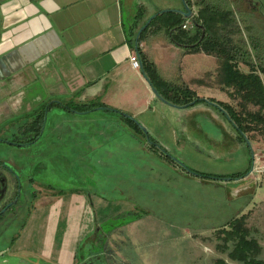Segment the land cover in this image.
<instances>
[{
	"label": "crops",
	"instance_id": "crops-1",
	"mask_svg": "<svg viewBox=\"0 0 264 264\" xmlns=\"http://www.w3.org/2000/svg\"><path fill=\"white\" fill-rule=\"evenodd\" d=\"M187 1L193 9L192 18H186L179 12L162 13L166 9L184 10L182 0H0V129H5L6 123L13 118L28 117V125L44 113L43 128L35 142L39 143L45 134L47 116V111L41 110L50 100L48 112L52 107H57L74 116L69 121L89 123L91 119L90 124L98 126V132L102 135L105 130L114 127V122H117L114 117L90 118L85 116L90 112L82 113L67 107L69 104L94 101L107 106L105 109L94 108V111L104 110L119 115L124 119V125H128L135 133L142 131L145 135L146 132L141 127L140 130L135 128L127 119L128 116L115 110L138 119L150 134H162L161 130L164 132L166 129L167 134L175 136L178 144L180 141L177 136L192 135L199 131L206 133L209 141L216 146L224 148L222 152H234L239 137L225 131L227 136L224 141L213 138L204 131L199 120L200 117L208 118L222 125L218 111H226L214 103L231 104V87L227 88L223 77V55L217 49L207 52L202 46L192 49L178 43L174 37L193 41L191 36L196 33L202 35L205 30L202 23H209L213 30L209 29L207 36L222 43L231 56L239 49L241 53L244 51L247 54L255 46L262 48L257 51L263 57L264 0ZM152 16L154 18L142 32L137 44L139 30ZM188 20L194 22V27L186 31L179 28ZM238 39L242 44L233 47V42ZM137 47L142 52V64L143 59L151 63L163 81L156 83L161 92L152 81V84L149 83L144 68L132 65L130 58L138 53ZM186 60L193 65H187ZM259 75L264 83V73ZM168 85L190 90L193 100L186 107H177L161 99L154 105L158 96L153 86L160 94H166ZM60 97L64 99H57ZM166 105L173 111L171 113L177 122L167 123L162 128L146 116L166 111ZM57 126L52 127L53 133ZM105 136L108 137L107 132ZM5 143L18 147L30 146L9 140ZM183 160L187 163L186 159ZM0 162L17 167L24 175L23 165L16 161L0 158ZM174 165L172 167L185 173L181 166ZM216 174L220 176V173ZM187 176L182 178L187 183L193 181L224 189L230 203L240 195L245 197L237 213L223 223L208 226L193 225L191 222L175 224L178 225L177 237L191 238L199 246L201 240H213L218 246V232L229 229L228 223L233 218L244 215L245 209L255 201L257 193L243 192L238 195V187L244 177ZM46 199L28 211L26 221L15 239L0 252V264H86L85 257L80 255L87 243L97 248L101 255L113 253L122 256L119 245L108 238V234L117 226L110 231L102 229L100 222H97L95 205L87 193L72 188L63 189ZM151 214L147 210L144 215L124 226L139 227ZM40 220L42 225L38 228L35 223ZM35 232H40L37 244L33 236ZM213 241V245L204 243V248L215 250ZM220 255L215 250L209 257L215 259L220 258Z\"/></svg>",
	"mask_w": 264,
	"mask_h": 264
},
{
	"label": "rangeland",
	"instance_id": "rangeland-1",
	"mask_svg": "<svg viewBox=\"0 0 264 264\" xmlns=\"http://www.w3.org/2000/svg\"><path fill=\"white\" fill-rule=\"evenodd\" d=\"M202 25L205 28L202 35L209 29L213 30L209 23ZM241 44L242 41L238 39L232 46ZM239 50L232 54L234 64L239 70L264 73V56L258 55L257 51L262 48L253 46L247 54ZM225 60L222 56V64ZM185 62L193 65L188 60ZM184 89L181 86L168 85L166 95L175 100L181 99L184 97ZM229 91L234 110L244 114L258 109L244 100L242 93L237 92L234 87ZM57 99L62 100L64 97ZM160 99L158 96L154 105ZM49 102L50 100L46 104ZM165 108L164 112L150 113L146 117L160 124L162 128L167 123L177 122L171 113L173 111L167 105ZM46 111L45 134L39 143H29L28 147L5 143L9 140L28 144L26 142L34 136V132L24 135L25 129L23 132L21 130L28 117L13 118L6 123L5 129H0V141L3 140L0 142V158L23 165L24 173V178H21L23 190L18 203L6 216L0 218V252L15 239L33 205L44 202L47 197H53L63 189L72 188L91 197L97 222H100L104 231H110L117 226L108 234V238L111 242L115 241L122 250L121 257L113 253L101 255L97 248L87 243L86 247H82L80 255L85 257V261L95 260L98 264H246L231 258L229 252L233 247V240L228 239L229 236L227 237L224 230L218 232L220 245L215 246L213 240H201L199 246L191 238L177 237L178 225L175 224L191 222L193 225L208 226L223 223L237 213L244 203L245 197L240 194L256 192L255 201L245 209L244 215L249 237L258 239L261 246L258 257L264 261V126L247 134L249 144L227 113L218 111L222 125L200 117L204 131L213 138L224 141L227 136L225 131L239 137L238 147L234 152L224 153V148L209 141L204 132L179 135L178 144L175 136L167 134L166 129L164 132L161 130L162 134H150L146 128L148 133L143 131L144 135L142 131L135 133L128 125H124V119L115 113L97 110L85 114L90 118L106 116L117 120L113 128L105 130L108 134L106 137L105 133L99 134L98 126L93 127L90 124L91 119L89 123L74 122L69 121L74 117L72 114L57 107H52L49 112L47 107ZM135 120L142 124L138 119ZM57 124V132L53 133L52 127ZM181 145H184L183 149ZM252 148L255 158H258L256 168L241 181L238 187L240 196L231 203L227 200L224 189L193 181L187 183L182 179L188 178L187 175L195 178L193 175L204 177L206 174L220 173L222 178H230L233 174H244L252 169L254 163ZM175 159L199 175L189 172ZM170 164H178L185 173ZM14 187L18 188L17 185ZM147 210L152 214L139 227L124 226L144 215ZM35 224L39 228L42 220ZM34 234L37 244L40 232ZM211 241L216 253L221 254L220 258L211 259L209 256L215 250L204 248L203 244L211 245ZM219 259L223 261L219 262Z\"/></svg>",
	"mask_w": 264,
	"mask_h": 264
},
{
	"label": "trees",
	"instance_id": "trees-1",
	"mask_svg": "<svg viewBox=\"0 0 264 264\" xmlns=\"http://www.w3.org/2000/svg\"><path fill=\"white\" fill-rule=\"evenodd\" d=\"M179 28H182V25L179 26ZM183 30L186 31V29ZM174 38L178 43L185 44L187 47H190L192 49H196L200 46H202V49L206 50L207 52H212L217 49L218 52L221 53L223 57H225L226 60L223 64V77L226 81L227 86L234 87L237 92L242 93V97L244 100H247L249 103L258 107V109L255 111H247L246 113L242 114L234 110L231 104L218 102V105L221 106L224 111H226V113L231 117L232 120H234L237 129L243 134L242 136L246 137L249 132L256 130L258 127L262 128L264 126V83L259 73L256 70H252L248 73L239 70L234 64L235 61L233 60V57L228 54V50L223 47L222 43H219L216 39H211L208 36L202 38V35L198 33L191 36V40L193 41H185L178 36H175ZM137 51L142 59V52L139 47H137ZM143 66L144 72L150 77L153 84L161 92L156 83L162 80L161 78H159V75L156 72V68L153 67L152 64L149 63L146 59H143ZM183 94V98H176V100L172 99V97L166 94L162 95L165 99L175 104H187L194 98L193 92L188 89H184ZM46 107H48V104L44 105L41 112H44L46 110ZM67 107L73 111H79L82 113L92 112L96 107H102L104 109L107 108L105 104L94 101L84 104H69L67 105ZM109 110H111V108ZM115 111L125 115L123 112H120L118 110ZM127 119L135 128H138L139 130L141 129L139 124L134 119L130 118V116H128ZM43 123L44 113H41L37 118L34 119V121L30 122V124H25L23 127H21L22 132L25 129L23 132L24 135L27 134V132L29 133L30 131L34 132V136L31 137L29 142L26 143L29 144L37 141L41 133V129L43 128ZM150 139L153 140L152 138ZM14 142L24 144V142L22 141ZM248 172L244 174H233L231 175V177L232 179L245 177ZM203 176L207 178H211L214 176L219 178L223 177L221 175L217 176L213 174H206ZM228 226L230 227L229 229L224 228L223 230L225 231V234H228V239L233 240V247L229 252L231 258H233L234 260L242 261L246 264H264V261L258 257L261 252V246L258 239L255 237H249V228L246 224V216L241 215L233 218L228 223ZM221 261L223 260L219 259V262Z\"/></svg>",
	"mask_w": 264,
	"mask_h": 264
},
{
	"label": "flooded vegetation",
	"instance_id": "flooded-vegetation-1",
	"mask_svg": "<svg viewBox=\"0 0 264 264\" xmlns=\"http://www.w3.org/2000/svg\"><path fill=\"white\" fill-rule=\"evenodd\" d=\"M21 178L24 177L17 167L0 162V218L6 216L18 203L23 190ZM14 185L18 188L16 189ZM86 263L98 264L95 260L86 261Z\"/></svg>",
	"mask_w": 264,
	"mask_h": 264
},
{
	"label": "water",
	"instance_id": "water-1",
	"mask_svg": "<svg viewBox=\"0 0 264 264\" xmlns=\"http://www.w3.org/2000/svg\"><path fill=\"white\" fill-rule=\"evenodd\" d=\"M182 1H183V3H184V6H185V9H184V10H178V9H166V10H163L162 13H163V12H179V13L183 14L186 18H192V16H193V9L189 6L187 0H182ZM153 18H154V16H152V17L150 18V20H149L144 26H142L141 29L139 30V32H138V34H137V37H136V42H137V44L139 43V39H140V36H141L142 32L148 27V25L150 24V22H151V20H152ZM143 68H144V67H143V65H142V69H143ZM146 78H147V80L149 81V83L152 84L151 80L149 79V77H148L147 75H146ZM153 91L155 92V94H156L157 96H159L162 100H164V101L167 102L168 104H171V105H174V106H177V107H186V106L189 105V104H187V105L179 106V105H176V104H173V103L169 102L168 100H166L165 98H163V96H161V94L159 93L158 89H157L155 86H153ZM214 105L218 106V104H216V103H214ZM219 107H220V106H219ZM220 108L223 110L222 107H220ZM95 109H100V108L98 107V108H95ZM125 115H126V116H129V115H127V114H125ZM134 120H135V119H134ZM135 121L137 122V120H135ZM137 123H138L139 126L143 129V131L147 133V129H146V127L143 126L142 124H140L139 122H137ZM245 138L248 140V142H249V144H250V140L247 138V136H246ZM252 152H253V148H252ZM253 158H254V152H253ZM175 160H176L181 166H183L186 170H188L189 172H191V173H193V174H195V175H199V174H197L196 172L192 171L191 169L187 168V166H185L181 161H179V160H177V159H175ZM252 168H253V167H252ZM251 170H252V169H251ZM251 170L248 172V174L251 172ZM86 264H92V263H86Z\"/></svg>",
	"mask_w": 264,
	"mask_h": 264
},
{
	"label": "built area",
	"instance_id": "built-area-1",
	"mask_svg": "<svg viewBox=\"0 0 264 264\" xmlns=\"http://www.w3.org/2000/svg\"><path fill=\"white\" fill-rule=\"evenodd\" d=\"M192 27H194V23L189 22V20L182 24V28L186 29V30L191 29ZM130 59H131L132 65L135 68H141L142 67L143 64H142V60H141L139 53L131 56ZM257 160H258V158L257 157L255 158V154H254V163H253V166H252L253 168H252L251 172L255 170L256 165H257Z\"/></svg>",
	"mask_w": 264,
	"mask_h": 264
}]
</instances>
